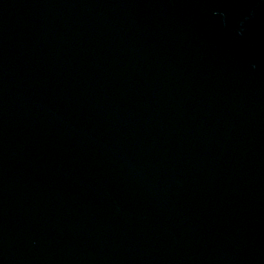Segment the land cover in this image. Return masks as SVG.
I'll use <instances>...</instances> for the list:
<instances>
[{
    "label": "water",
    "instance_id": "95a60500",
    "mask_svg": "<svg viewBox=\"0 0 264 264\" xmlns=\"http://www.w3.org/2000/svg\"><path fill=\"white\" fill-rule=\"evenodd\" d=\"M0 264H264V0H0Z\"/></svg>",
    "mask_w": 264,
    "mask_h": 264
}]
</instances>
